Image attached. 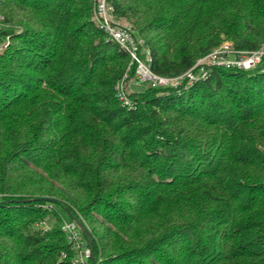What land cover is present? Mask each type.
<instances>
[{
    "label": "trees",
    "instance_id": "obj_1",
    "mask_svg": "<svg viewBox=\"0 0 264 264\" xmlns=\"http://www.w3.org/2000/svg\"><path fill=\"white\" fill-rule=\"evenodd\" d=\"M105 1L161 75L222 40L264 42V0ZM97 3L0 0V264H70L60 226L74 216L94 264H264L261 64L206 66L123 105L134 65Z\"/></svg>",
    "mask_w": 264,
    "mask_h": 264
},
{
    "label": "built area",
    "instance_id": "obj_2",
    "mask_svg": "<svg viewBox=\"0 0 264 264\" xmlns=\"http://www.w3.org/2000/svg\"><path fill=\"white\" fill-rule=\"evenodd\" d=\"M94 18L98 27L106 33L107 38L117 43L129 54L130 64L134 65L133 83L136 85L145 84L151 87L172 88H177L183 84L188 86L205 75L206 66L249 70L261 64V70L264 71V42L252 50L236 49L232 43H220L198 58L195 64L183 73L174 76L161 75L151 69L152 58L149 48L144 45L141 38L135 35L129 24L120 23L117 20L112 13V8L106 4L105 0H98ZM194 67H197L198 71L193 70ZM126 78L127 73L118 80L115 89L121 104L130 106L129 82ZM76 218L84 224L81 217L76 216ZM37 226L42 229H49L51 224L45 220H40ZM84 226L86 227L85 224ZM60 228L71 250L70 264H89V259L93 256L92 248L78 223L73 219L63 220ZM62 257H66L65 252H62Z\"/></svg>",
    "mask_w": 264,
    "mask_h": 264
},
{
    "label": "rangeland",
    "instance_id": "obj_3",
    "mask_svg": "<svg viewBox=\"0 0 264 264\" xmlns=\"http://www.w3.org/2000/svg\"><path fill=\"white\" fill-rule=\"evenodd\" d=\"M120 23H124V22H120ZM220 43H232L231 41H229V40H222ZM6 44V43H5ZM4 44V45H5ZM219 45V44H218ZM217 45V46H218ZM217 46H215V47H217ZM214 47V48H215ZM147 86L145 85V84H141V85H136V84H134L133 83V78H132V80L129 82V89L128 90H130V91H134V92H141V91H143L145 88H146ZM49 208L51 209V206H49ZM49 220H51V222H54L53 221V218L52 217H50L49 216Z\"/></svg>",
    "mask_w": 264,
    "mask_h": 264
},
{
    "label": "water",
    "instance_id": "obj_4",
    "mask_svg": "<svg viewBox=\"0 0 264 264\" xmlns=\"http://www.w3.org/2000/svg\"><path fill=\"white\" fill-rule=\"evenodd\" d=\"M72 219L75 220V221L78 223L79 227H80V228L82 229V231L85 233V235H86L87 238H88V244H89V246L92 248V236H91V233L89 232V230H88V229L84 226V224H83L81 221H79L78 218H76L75 216L72 217ZM91 264H94V258H93V256H92V258H91Z\"/></svg>",
    "mask_w": 264,
    "mask_h": 264
}]
</instances>
